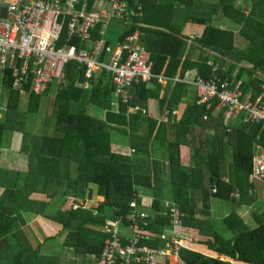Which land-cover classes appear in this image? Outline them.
<instances>
[{
	"label": "trees",
	"instance_id": "obj_1",
	"mask_svg": "<svg viewBox=\"0 0 264 264\" xmlns=\"http://www.w3.org/2000/svg\"><path fill=\"white\" fill-rule=\"evenodd\" d=\"M83 1L87 2L91 11L97 0ZM124 1L127 4L129 26L120 35L119 43L126 44L128 38L139 32V42L151 54L149 68L153 76L172 80L181 70L182 79L186 71L197 69L201 77L208 79L213 73L210 62L223 66L222 62L230 59L227 70L220 71V76L233 78L235 73V80H245L248 77L247 82H242V93L254 87L257 92L252 100L260 94L264 81L257 75L258 72L264 75V0H218L217 3L209 4V9L199 0ZM238 1L251 3L248 14L245 13V8L236 6ZM180 5L186 12L185 23L205 26L202 35L195 38V44L214 55L200 57L197 62L188 58L183 61L187 43L179 35L184 24H173L180 15ZM213 11L239 26L238 34L247 41L244 49L234 46L232 31L218 29L212 24ZM101 31L100 24L88 41L80 44V40L74 38L71 43L89 49V43L102 39ZM85 69L78 67L75 61L66 64L67 84L58 87L43 132H34L36 118L33 126L27 128L26 115L33 113L38 116L42 98L49 90L41 96L28 89L30 95L27 111L20 112V94L10 89L12 79L3 84L8 96V113L0 122V146L7 133H21L20 152L29 155L30 165L29 173H13L17 182L14 187L8 185L10 173L0 169V188L17 190L18 193H42L51 200L59 198L61 201L54 211L47 213L50 208L48 206L53 205L51 201L38 203L39 201L30 200L29 195H14L16 202L25 199L33 204L27 207L21 205L19 209L32 211L61 224L67 232L63 246L72 248L76 255L85 258L93 254L99 257L108 237L103 233V227L111 225L116 216L129 212V203L137 198L139 187L149 188L155 182L160 192H165L167 199L157 197L153 201L148 232L154 240L146 242V245H166L167 240L160 236L163 233L169 234L172 228L169 215L163 207V202L169 201L176 204L182 213L179 226L173 230L180 242V257L184 264H264V210L254 212L257 227H251L235 209L223 217L221 222L230 234L228 237L213 231L208 220L212 197L236 206L248 202L249 194L254 192V185L250 183L249 177L254 172L255 158L260 155L255 146L264 148V127L260 124L245 125L242 123V116H238L239 120L232 125L230 132H226L220 116L216 134L209 137L211 140L208 152L201 155V149H198V153L191 156L193 164L191 161L184 163L182 148L190 147L191 135L196 128L206 130L211 126L215 104L207 109L206 105L197 103L198 98L193 104L184 103L185 85L182 83L174 84V87L169 83L167 92L160 99L161 87L157 80H153L149 85L134 89L139 101H136V97L130 98V105L137 106L138 103L156 99L161 110L159 115L152 117L138 113L128 118L127 105L119 99L118 104L114 105L117 103V96L115 97L111 76L103 71L99 77L89 80L90 87L86 89ZM77 103L84 106L76 110ZM88 104L104 109L105 119L90 116ZM115 107H118L117 111ZM165 110H168L171 119L175 110L179 114L173 121L159 122L160 112ZM140 122L145 125L144 134L139 133L138 128L135 130ZM128 125L134 128V131L128 132L131 145L136 150L131 154L113 151L111 130ZM229 141L233 144L232 165L235 178L224 181L222 157ZM156 143L166 145L169 152L168 191L163 189L165 180L159 160L151 157L152 147ZM207 175L209 180L205 182ZM30 180L34 181L31 183ZM33 182L35 188H31ZM39 182L41 185H38ZM89 185L96 186V194L103 197V201L85 208L81 201L90 197L92 192ZM17 191L11 192L15 194ZM194 191H200L203 195L201 210L189 198V194ZM6 196H9L8 193ZM70 197L76 200L70 201ZM74 203H79L76 209L72 208ZM4 209V203L0 201V264H58L57 258L41 255L36 249L21 248L19 243L16 250L9 246V236H15L16 239L19 236L13 235L14 233L9 235L8 218L11 215L5 213ZM10 218L12 221L17 219ZM190 229H199V239L193 245L182 234Z\"/></svg>",
	"mask_w": 264,
	"mask_h": 264
},
{
	"label": "built area",
	"instance_id": "obj_2",
	"mask_svg": "<svg viewBox=\"0 0 264 264\" xmlns=\"http://www.w3.org/2000/svg\"><path fill=\"white\" fill-rule=\"evenodd\" d=\"M104 2L107 10L88 12L87 4L81 0H0V121L8 113L5 82L11 78L10 89L20 95L29 96L30 89L31 93L43 96L54 84H67L66 64L75 61L86 68L84 77L87 81L94 78L98 70L111 76L116 96L127 105V116L134 112L147 113L143 107L130 105V93L157 79L160 84L171 81L194 86L199 105L211 109L215 104V110L222 111L226 132H230L233 117L238 113L244 114L242 123L264 127V83L260 94L252 100L255 94H242L240 81L232 83L228 78L216 75L218 64L212 65L213 73L208 79L198 72L192 78L183 80L153 76L149 68L151 54L144 46L136 44L135 38H128L126 44H115L113 50L102 39L91 50L71 44L74 38L79 39L80 44L88 41L100 24L101 35H104L103 31L112 16L128 19L123 0ZM102 47L111 54L108 62L100 58ZM163 120L169 121V113ZM263 180L264 156L260 154L255 158L254 172L249 181ZM235 198L239 196L235 195ZM144 205L138 194L129 203L127 214L116 216L111 225L103 227L102 231L108 237L99 257L92 255L96 264H184L180 257V242L173 230L179 226L182 217L178 206L169 201L163 202L172 228L169 234L160 236L167 240L166 245L155 247L145 244L154 239L148 232L151 214L142 208Z\"/></svg>",
	"mask_w": 264,
	"mask_h": 264
},
{
	"label": "crops",
	"instance_id": "obj_3",
	"mask_svg": "<svg viewBox=\"0 0 264 264\" xmlns=\"http://www.w3.org/2000/svg\"><path fill=\"white\" fill-rule=\"evenodd\" d=\"M199 1L201 3H203V6L206 9H209L210 8L209 4L217 3L218 0H199ZM95 5H96L95 8L89 12H99L100 10H107L106 9L107 4L104 2V0H97ZM238 5H240L242 8H245L246 9L245 13L248 14V11H250L251 3L246 2V1H242V2L238 3ZM182 9L183 8L180 5L178 7V10H180V13H179L180 15H178L176 17L173 24H175V26H182L184 24L181 28V34L179 35V37L181 39H183L184 41H186V43H187V47H186V50H185V53L183 56V61H185V59L188 58L192 62H197L200 59V57H205L207 55H214L209 50L201 49L195 44V38H198L202 35L205 26L202 24H196V23H192V22H186L185 23L186 12ZM130 13H131V11H130ZM111 20H114V23L112 24L113 29L109 30L108 24H111V22H112ZM128 21H129L128 19H127V21L126 20L124 21L123 19H118L116 17H112L110 19V21L107 24V27L103 31L104 35H102V40L104 41V44L106 46H110L112 50L114 49V45L119 43L118 39H119L120 35L125 30H127V28H128V26H129V25H127ZM211 21H212V24L216 28L223 29V30H229V31H232L234 33V46L235 47H238L240 49H244L247 46V41L242 39L241 36L238 34V29H239L238 25L229 21L226 17L222 16L220 13H217V12L214 13V11H213V14L211 16ZM117 33H119V34L117 35ZM131 38H135L136 44H138V43L141 44L139 42V32H136L134 34V36H132ZM71 41H70V43H71ZM99 41H101V39L94 41L92 44L89 43L87 45V47L89 49H86V48H84V49L85 50H91L92 49L91 45H95V43H97ZM106 43H108L110 45H107ZM104 49L105 48L102 47V49H101L102 53H101L100 58L102 59V57L104 56L103 60L108 62L110 60L111 54L106 53V51ZM227 58H229V57H227ZM229 63H230V59H225L222 62L223 66H221L219 64L222 68H224L223 72H225L227 70ZM78 67H82V66H80L78 64ZM195 72H198L197 69H190V70L186 71L184 78H186V77L192 78L194 76ZM101 73H103V71H101V70L96 71L94 77H96V78L99 77L101 75ZM232 76H233V78L232 77L228 78L232 83H234L235 81H240L241 83L245 82V80H246V82L248 81V77H245V80L244 79L235 80L234 79L235 73ZM257 76H258V78H260L264 81V75H262V73L258 72ZM180 78H181V70L178 71L177 76L174 79H179V80L184 79V78H182V79H180ZM169 83L172 84V87H174V84H177L175 82L173 83L170 81H167L164 84L158 83L161 87V91L159 94L160 99H162L165 95V92H167ZM181 83L185 85L184 94H183V102L186 104L195 103L196 98H197V93H196L195 87L186 83V82L185 83L181 82ZM55 85L56 84H54L49 89L48 96H50L51 89ZM242 85H244V84H241V87H242ZM58 87H59V85H58ZM84 87L86 89H88L90 87V82L86 80ZM256 92H257V90L254 87H250L246 93H242V94L252 95V94H256ZM22 96H24V95H20V99ZM130 96H131L130 98L136 97V101H139V98H138L139 96L135 90L131 91ZM115 97H116V95H115ZM53 98H54V96L51 99H53ZM116 99H117V103L115 105L118 104V97H116ZM7 101H8V96H7ZM115 101L116 100H114V102ZM141 103L140 104L138 103L137 106L143 107L147 111V113L145 115L142 114V116L148 115V116L156 117V115H159V111H161V110H160V105H159L158 100L154 99V100H149L147 103H144V102H141ZM89 106H91V104L87 105L88 113H89V110H88ZM117 108L118 107H115V111H117ZM221 112L222 111L219 109L214 111V113L212 115V120L210 122L211 126L209 128H206V130H201V129L196 128L194 133H192L190 147H188V146L183 147L181 150L182 159H183L184 163L191 161L193 164V161L191 160V156L195 152L198 153V149H201V155H205L208 152L207 149L210 146L209 141L211 140V139H209V137L215 135L217 132L216 126H217L218 118H220V116H221ZM96 113H97V111H96ZM160 113L161 114L158 118L159 122H161L164 119L165 115L169 112H168V110H165V111L160 112ZM99 114L100 115H98L99 116L98 117V116H94V115L89 113V115L92 117H97L99 119L104 120L106 117V111L102 110V113H99ZM135 114H138V113H135V112L131 113L128 116V118H132V115H135ZM178 114H179L178 111L175 110L173 112V115H172L173 118L171 119V117H169V121L170 120L173 121L174 117H177ZM238 116H242V119H244V114L238 113L235 117H233V120L231 122V127H232V125H234L239 120ZM134 123H137V122H134ZM138 126H136L135 130L138 128L137 131L139 133L144 134L145 125L142 122H140V123H138ZM119 128H122V129H118V127H117L116 130L118 132L123 133L125 136L128 133L127 137L129 139L130 144L127 148L123 149V148H120L118 146V144L116 142L117 140L115 139L116 140L115 141L113 139L111 149L115 152H118V153H127V154L130 153L131 154V152H134L131 150L135 149V148L132 147V145H131V139L129 137L128 131H134V128H132V126L130 127V125L126 126L125 128L124 127H119ZM8 134L9 133H7V135ZM206 134H208V136H206ZM11 140L14 141L15 145L8 144V146H7L8 153L3 158H0V169L7 170L10 173L8 185H9V187H14L17 182H16V176L13 175V173H16V172L29 173L30 161H29V155H26V154L20 152V147H21V142H22V134L19 132H13ZM225 142H227V141H225ZM232 147H233V144L231 141L228 142V146L224 147L225 151H224V156L222 157V171H223V180L224 181H229V179L235 178V172L233 170V165H232V163H233ZM1 149H4L2 144L0 146V150ZM262 149L260 148L259 145L255 146V150L264 156V148H262ZM151 154H152V156H151L152 159L154 158V159L159 160V165H160L161 169L163 170V177H164L163 179L165 180L164 185H163V189L165 191H168V187H169L168 181H170V177L167 175V172L169 170V152H168V149H167L166 145L156 143L152 147ZM198 160H199V158H198ZM196 161H197V158H195V162ZM208 180H209V178L207 175V177H205V182H208ZM32 181H34V180H30L31 183H32ZM38 185H41V182H39ZM252 185H254L253 186L254 192H251L249 194V198H247L248 202L244 203L242 205L236 206L235 204L232 205V203L227 202V201H219V200L214 199L213 197L211 198L210 206H209L210 208H209L208 220L210 221V226H211L213 231L221 233L226 237H228L230 235L229 232L227 231L226 227L224 226V224L221 221H222L223 217L228 216L234 209L236 210V213H238V215L242 219H244L245 222H247L251 227H257V222H256V219L254 217V212L264 210V180L263 181H255L254 183H252ZM0 187H1V185H0ZM88 187L92 192L90 197L86 198L85 200H82V201L80 200L81 202L84 203L85 208H87V207L90 208L91 205L103 201V197L98 196L96 194V192H97L96 186L89 185ZM31 188H35L34 182H33V185L31 186ZM11 191H17V190L0 188V201H2V203H4V208H5L4 212L5 213L8 212L9 216L11 215L10 217L17 218L15 221H12L10 217L8 218L9 219L8 228L10 231L9 235H12L14 233L13 235L17 234L19 236L18 239H16L15 236H14V238L12 236H9V246L11 248H14L13 250L17 249L16 246L19 243V246L21 248L36 249L40 252L41 255L57 258L58 264H92V263L96 264V259L94 257H92L93 254L87 255V257L83 258L82 256L76 255L72 248H68V247L63 246V243H64L65 238L67 236V232L63 229V226L61 224H59V223H57V222H55V221H53V220H51L45 216L34 213L32 211L20 210L19 208L21 207V205L27 207L28 205L32 206L33 204L28 203V201L25 199H22L21 202L20 201L16 202V200H15L16 195H24V196L29 195L30 200L39 201L38 203H49L51 201L50 203H52L53 205L48 206V208L49 207L50 208L47 209V211H46L47 213H49L51 211H54L58 207L57 203L61 202L59 198L51 200V198H49L46 194H42V193H34V194H31L28 192L18 193V191H17V193L13 194ZM7 193L9 196H6ZM213 193L215 194L216 191H214ZM138 194L140 195L141 199L144 200V202L146 204V205L142 206V208L145 211L149 212L151 215L153 212V210H152L153 201L157 197H161L162 200L167 199L165 192L164 193H162V191L160 192V189L155 186V182L149 188L139 187L138 188ZM1 195H3V196H1ZM189 198L196 208H198L199 210L202 209L203 195L201 194L200 191H194V193L189 194ZM69 200L74 201L76 199L73 197H70ZM73 206L74 207H72V208L76 209V207L79 206V203L78 204L74 203ZM198 231H199V229H190L189 231H184V233H182V234H183L184 239H186L190 244L193 245L199 239ZM20 236H21V238H20ZM57 253H59V254H57Z\"/></svg>",
	"mask_w": 264,
	"mask_h": 264
},
{
	"label": "rangeland",
	"instance_id": "obj_4",
	"mask_svg": "<svg viewBox=\"0 0 264 264\" xmlns=\"http://www.w3.org/2000/svg\"><path fill=\"white\" fill-rule=\"evenodd\" d=\"M240 2H242V1L236 2V6ZM238 6H240V5H238ZM106 9H107V6H106ZM111 21H112L111 24H108L109 30L113 29L112 24L114 23V20H111ZM118 34L119 33H117V35ZM57 90H58V85L56 84L51 89L50 96H48V93L44 95V97L42 98L43 101H42V104L40 106V111L37 114L38 116H36V114H33V113H27V115H26V123H27L26 126H27V128H31V126H33V120L36 118V125L34 127V132H43L44 131L45 126H46V119L49 118L50 110H52V107H53V102H52L51 98L56 94ZM28 97L29 96L27 94L21 97L20 103H19V111L20 112H26L27 111ZM83 104H84V101H83ZM83 104L77 103V105H75V108H77L76 110H78L79 108L81 109L84 106ZM114 105H115V103H114ZM95 106L96 105L91 104V106L88 107V110H89L90 114H92L94 116H98V115H100L99 113H102V110H104V109H102L98 106H96V107ZM73 110H75V109H73ZM96 111H97V113H96ZM111 136L113 137L114 140L115 139L117 140V141L116 140L115 141L117 142V144L120 148L125 149L130 144L127 135L125 136L123 133L118 132L116 129L111 130ZM11 138H12V134L5 135L4 141L2 143L4 149L0 150V158H3L8 153V148H7L8 144L15 145L14 141L11 140ZM57 254H59V253H57Z\"/></svg>",
	"mask_w": 264,
	"mask_h": 264
},
{
	"label": "bare ground",
	"instance_id": "obj_5",
	"mask_svg": "<svg viewBox=\"0 0 264 264\" xmlns=\"http://www.w3.org/2000/svg\"><path fill=\"white\" fill-rule=\"evenodd\" d=\"M124 1V0H123ZM81 2L82 3H84V1L83 0H81ZM124 3H125V5H126V16L128 15V10H127V4H126V2L124 1ZM86 4H87V2H86ZM87 6H88V4H87ZM87 11L89 12V7L87 8ZM112 17H115V16H112ZM117 18V17H116ZM118 19H120V18H118ZM211 66L213 65V64H218V63H213V62H210L209 63ZM218 66H219V68H218V70H217V72H216V75L218 76V77H220V78H222L221 76H220V71H223L224 70V68H222L219 64H218ZM158 78V77H157ZM155 80H157V79H155ZM158 81V80H157ZM153 82V81H152ZM242 84V83H241ZM221 115H222V113H221ZM239 199V198H238Z\"/></svg>",
	"mask_w": 264,
	"mask_h": 264
}]
</instances>
